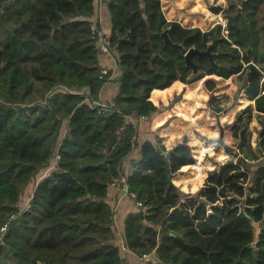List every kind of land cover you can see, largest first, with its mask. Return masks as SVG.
<instances>
[{
  "label": "trees",
  "instance_id": "1",
  "mask_svg": "<svg viewBox=\"0 0 264 264\" xmlns=\"http://www.w3.org/2000/svg\"><path fill=\"white\" fill-rule=\"evenodd\" d=\"M263 2L231 4L222 11L233 17L229 28L202 31L167 21L160 0H109L110 39L122 73L109 113L92 106L106 79L99 78L89 30L94 0H0V227L8 223L0 264H122L106 197L133 150L135 131L126 116L154 115L152 94L177 82L203 80L198 90L212 100L229 78L231 93L244 90L254 102L221 134V143H236L242 155L217 166L197 193L182 199L167 173L195 162L191 147L183 141L166 152L143 143L128 186L144 214L126 219L123 238L140 257L155 252L147 264H264V158L252 165L258 155L240 141L255 116L259 149L264 144ZM165 31L175 45L165 42ZM191 48L212 54L193 56L196 73L185 63ZM64 120L69 129L59 141ZM113 134L119 140L107 152ZM203 149L192 165L196 178ZM55 153L58 166L20 211L24 189Z\"/></svg>",
  "mask_w": 264,
  "mask_h": 264
},
{
  "label": "crops",
  "instance_id": "2",
  "mask_svg": "<svg viewBox=\"0 0 264 264\" xmlns=\"http://www.w3.org/2000/svg\"><path fill=\"white\" fill-rule=\"evenodd\" d=\"M208 2L209 0H160L161 8L167 21L177 22L186 28L198 27L202 31H208L215 25L220 24L219 20L224 10V6L222 5L221 11L218 12V14L211 12V10H209L211 5L208 4ZM108 3L109 0H94V13L90 21L99 22L110 35L112 25ZM97 61L100 69H107L108 76L99 90L97 101L92 104L94 107H98V104L114 102V99L119 94L120 78L122 75L118 64L117 51L114 47L112 53L108 55L98 53ZM202 81L203 80H200L197 84H182L177 82L162 93L154 92L151 98L154 104L158 105L159 111L149 116L148 119L126 116V122L134 128L135 135L133 136V150L123 161L121 175H129L133 171L135 163L140 159V146L145 142H151L156 146L164 147L166 152H170L176 145L186 141L187 145L191 147V151L195 152L194 154L192 153L195 161L194 163L198 162L197 153L200 148H205L203 149L204 153L202 154V158L199 160L202 163L203 158L207 156V151L213 149V146L218 145V150L214 151L217 153L214 164L211 166L206 165L207 172L205 173V171H202L203 173L200 180L196 181V177H193V183L197 182L196 188H191L189 184L185 186L183 183L185 179L182 176L175 178L172 176V184L174 186L175 184L180 186V188L176 187L183 199L188 195L197 193L204 185L208 173L213 171L217 166L225 164L227 161L225 160L227 154H224V147L220 143L221 134L223 129L233 122L232 116H235V113H237V120L239 113L242 112V108L246 105H242L240 102L237 105H232V109L229 111L227 109L222 110V112L213 110L210 100L211 94L201 88L198 90ZM224 82V85L213 92V98L220 99L230 90L232 86L231 78L225 79ZM241 97V100L247 101L245 94ZM221 104V106H223V103ZM235 106L238 109H235ZM194 120H196V122H194ZM214 122L217 124L215 128L213 127ZM198 123L200 126L205 125L206 128L202 129L203 132L197 129V127H199L197 125ZM220 125L222 127H220ZM68 129V120H64L60 129L59 141L64 139L68 133ZM122 132L125 133V130ZM212 155L213 153H209V156ZM193 164L183 166L178 172L186 171V169ZM50 166L49 164V166L41 170L35 180L24 189L25 192H27L26 196L28 200L31 198L36 185L53 171ZM174 179L180 180V182L174 183ZM183 192L189 194H183ZM106 200L114 212V242L121 250V244L124 243L125 221L130 215L141 210L135 206L128 196L121 194L117 185L114 186L109 184L107 187ZM120 255L121 258H125L128 264L144 263L143 257L138 256L130 250L126 254L122 253L121 250ZM146 255L150 258L146 264L149 261L156 260L154 251Z\"/></svg>",
  "mask_w": 264,
  "mask_h": 264
},
{
  "label": "rangeland",
  "instance_id": "3",
  "mask_svg": "<svg viewBox=\"0 0 264 264\" xmlns=\"http://www.w3.org/2000/svg\"><path fill=\"white\" fill-rule=\"evenodd\" d=\"M244 1L245 0H209L208 4L211 5L209 10H211V12L216 13L215 12V9L216 8H218V7L222 8V5H223L224 6L223 9L227 10V9H230L231 4H233V6L236 5L239 8H241V6L243 5V2ZM259 12H260V15H259L260 22L262 24H264V2L261 4V7L259 9ZM216 14H218V13H216ZM221 14L222 15H221V18L219 20L220 21L219 23L222 25V27L224 29L226 27L227 18L225 17V15H223V12ZM90 18H89V20H90ZM90 36H91V34H90ZM236 93H238L237 96H235ZM243 93H244V90L243 91H238L237 90V91L232 92V93L230 92V90H228L227 93L224 94L225 95L224 97H222L220 99L213 98L211 100L212 101V108H213V110H218L219 108H221V110H220L221 112H222V110H225V109H227L229 111V110L232 109L231 108L232 105H237L240 102L242 103V105H246L244 108H246L249 105H253L254 102L251 101L246 95H245L247 97L246 100L248 102L241 100L242 99L241 96L244 95ZM221 103H223V106L224 107L221 106L222 105ZM244 108H242V109H244ZM235 109H238V108L235 106ZM241 111H243V110H241ZM241 113H239V116L241 115ZM236 114L237 113H235V116H232V121H233L232 123H234L236 121ZM254 115H255V111L253 113V116ZM202 124H203V122H202ZM213 125H214L213 127L215 128L216 125H217L216 122H214ZM220 127H222V126L220 125ZM204 128H206L205 125H202V126L197 127V129H199L201 132H203L202 129H204ZM260 130H261V125L258 123L256 117L254 116L253 119L248 124L247 128L245 129V137L247 139L246 142H248V143L251 144L252 149L258 155V158H259L258 160H249V162L252 165L254 164L256 166H257V164H261L262 163V159L264 158V144H263V147H261L262 149H259V147H258L259 146V142H260V140H259L260 139V136H259ZM200 135H202V134H200ZM229 142H230V146H225L223 143L220 142L221 145L224 147V151H225L224 154L225 155L227 154L226 155V159H225L227 161L225 163H227L228 161H230L229 159L233 160V162L235 163V159L238 156L240 157L242 155V152L240 151V148L236 146V143H235V145L232 146V144H231L232 142L231 141H229ZM227 147H229V148H227ZM212 148L213 149L207 151V156L203 158V160H202L203 161L202 162L203 166H206V165H210L211 166V165L214 164V160L216 159V155H217V153H215L214 151H217L218 150V145L217 146L215 145ZM192 153L194 154L195 152L192 151ZM209 153H211V154L213 153L214 156L213 155L212 156H209ZM203 171H205V173L207 172V166L206 167H203ZM193 172H194V168L192 166H190L184 172H176V174L173 176V178L178 177V176H182L185 179L184 182H183L185 184V186L189 184V186H191V188H192L195 183L197 184V182H194L193 183V180H194L193 179V177H194L193 176ZM196 179H197L196 181H198V180L201 179V177L196 178ZM175 186H177V187L180 188V186H178L176 184H175ZM26 193L27 192H25V190H24V192L22 193L21 198H20V200L18 202V209L20 211L25 210L28 207V205H29L30 199L28 200V198L26 196ZM183 194H189V193L183 192ZM13 218H15V215L14 214L10 217V220H12ZM3 241H4V237H2L0 239V246L3 244Z\"/></svg>",
  "mask_w": 264,
  "mask_h": 264
},
{
  "label": "built area",
  "instance_id": "4",
  "mask_svg": "<svg viewBox=\"0 0 264 264\" xmlns=\"http://www.w3.org/2000/svg\"><path fill=\"white\" fill-rule=\"evenodd\" d=\"M89 30H90L91 38L94 41L97 53L103 54V55H108V54L112 53L113 46L111 43L110 35L101 26V24L97 21H91L90 26H89ZM107 76H108L107 69L106 68L100 69L99 78H107ZM114 106H115L114 102L107 103V104H98L100 111H102V112L105 111V112H109V113L113 111ZM142 118L148 119L147 116H144ZM131 144H132V146H134V137H132V139H131ZM59 157L60 156L58 153L54 154V157L50 163V165H51L50 168H52L53 170H55L56 167L58 166ZM131 173L129 175H131ZM129 175H121L120 174V176L118 178L112 180L110 184L114 185V186L117 185L121 194L128 196L133 201L135 206L139 210H141V209H143L142 202L138 200L136 193L129 190V186H128V176ZM7 229H8V223H4L0 227V239L2 237H4ZM121 250H122V253H125V254L129 251V249L126 248L125 243L121 244ZM143 259H144V263H141V264H146V262L150 258H149V256L144 255ZM122 264H128L124 257H122Z\"/></svg>",
  "mask_w": 264,
  "mask_h": 264
},
{
  "label": "water",
  "instance_id": "5",
  "mask_svg": "<svg viewBox=\"0 0 264 264\" xmlns=\"http://www.w3.org/2000/svg\"><path fill=\"white\" fill-rule=\"evenodd\" d=\"M227 18V23H226V28H229L232 24V21H233V17L228 15V16H225ZM162 37L165 39V42L167 44H171V45H175V44H172L171 41L169 40L168 36H167V32H163L162 33ZM193 56H198V57H202V56H208L210 59H212V54L210 53V48L205 50V51H199L198 49H195V48H191L187 51V53L185 54V63L187 65H190L192 66L193 68V72L196 73L197 72V66L196 64L193 62L192 58ZM238 93L235 94V96H237ZM117 134H113L111 136V138L109 139L108 143H107V148H106V151L107 152H110L112 150V148L114 147L115 143L117 142ZM246 137H245V129L242 128L241 131H240V141L242 143L246 142ZM228 162H233V160H230ZM167 180L168 182L172 183V174L171 172H168L167 173ZM139 215L142 217L143 216V211H140L139 212Z\"/></svg>",
  "mask_w": 264,
  "mask_h": 264
},
{
  "label": "bare ground",
  "instance_id": "6",
  "mask_svg": "<svg viewBox=\"0 0 264 264\" xmlns=\"http://www.w3.org/2000/svg\"><path fill=\"white\" fill-rule=\"evenodd\" d=\"M194 122H196L195 120H194ZM198 125V124H197Z\"/></svg>",
  "mask_w": 264,
  "mask_h": 264
}]
</instances>
